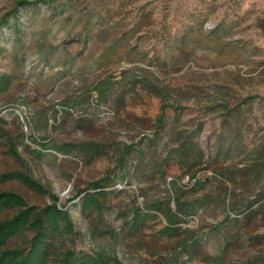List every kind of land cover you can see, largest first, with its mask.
I'll return each mask as SVG.
<instances>
[{"label": "rangeland", "instance_id": "obj_1", "mask_svg": "<svg viewBox=\"0 0 264 264\" xmlns=\"http://www.w3.org/2000/svg\"><path fill=\"white\" fill-rule=\"evenodd\" d=\"M16 1L0 0V117L22 162L0 146V175L23 172L66 203L80 251L119 264H264V215L251 212L264 207V0H27L39 2L13 14ZM88 142L99 145L91 160L54 149ZM179 146L208 163L180 168ZM107 173L100 213L68 202ZM2 190L51 200L15 179ZM173 198L189 211L176 236L161 234V213L127 229L137 208L174 209Z\"/></svg>", "mask_w": 264, "mask_h": 264}, {"label": "trees", "instance_id": "obj_2", "mask_svg": "<svg viewBox=\"0 0 264 264\" xmlns=\"http://www.w3.org/2000/svg\"><path fill=\"white\" fill-rule=\"evenodd\" d=\"M39 1L18 0L11 10L13 14L18 8H24L36 4ZM1 24V22H0ZM10 85L7 75L0 73V94ZM164 104L160 110L164 109ZM161 123V115L157 117ZM20 143L24 142V133H21ZM41 144V143H38ZM0 146L6 147V152L16 161L22 162L17 146L13 142L9 132L3 126V119L0 117ZM25 148L31 150L30 145L24 143ZM42 146L43 145H38ZM33 149L36 156L43 155V149ZM180 155L176 159L177 165L182 168H195L208 161L199 146L190 151L179 146ZM56 152L72 155L80 160H91L99 151V145L95 143H63L54 147ZM129 147L117 158L113 167L122 172L124 168V157L128 154ZM229 151V150H228ZM227 151V152H228ZM193 160V163H192ZM114 172V171H113ZM223 181L234 185V179L224 177V172L218 173ZM258 177V176H257ZM7 179H15L28 189L39 193L49 194L51 200L44 205L29 204L25 198L14 191H0V264H119L116 257H110L103 253H86L77 249V241L80 232L75 229L70 213L65 204L59 202L58 197L49 193L37 181L29 175L14 171L9 174L0 175V183ZM202 180H196L201 183ZM112 179L109 174L88 182L87 188L77 190L76 194L68 199L71 202L78 198L80 209L83 212L100 213L102 210L101 196L104 194L103 187L110 186ZM204 182V181H202ZM89 191V192H87ZM82 195V196H81ZM81 196V197H80ZM203 199H197L202 202ZM174 209L170 201L155 202L146 206V209L137 208L132 215V220L127 223V229L131 232L139 230L148 216L149 212L161 213L165 225L160 229L162 235L174 237L177 235L179 216L185 217L189 211L183 206L179 199H174ZM230 210L229 204L225 205ZM253 214L264 215V207L259 206L251 211ZM184 229L183 233H188ZM186 239L183 247H191L195 243Z\"/></svg>", "mask_w": 264, "mask_h": 264}]
</instances>
